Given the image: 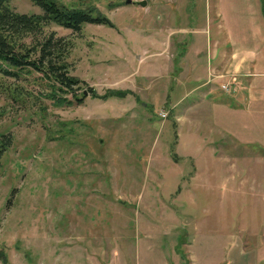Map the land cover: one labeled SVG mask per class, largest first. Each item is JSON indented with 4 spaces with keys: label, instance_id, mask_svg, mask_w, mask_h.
Here are the masks:
<instances>
[{
    "label": "rangeland",
    "instance_id": "374dc122",
    "mask_svg": "<svg viewBox=\"0 0 264 264\" xmlns=\"http://www.w3.org/2000/svg\"><path fill=\"white\" fill-rule=\"evenodd\" d=\"M58 1L110 25L45 28L72 42L69 73L82 83L69 93L51 98L34 70L0 73V133L12 136L0 160L6 264H264V150L192 123L176 103L193 85L176 66L194 48L203 58L214 0Z\"/></svg>",
    "mask_w": 264,
    "mask_h": 264
},
{
    "label": "crops",
    "instance_id": "0c3cea01",
    "mask_svg": "<svg viewBox=\"0 0 264 264\" xmlns=\"http://www.w3.org/2000/svg\"><path fill=\"white\" fill-rule=\"evenodd\" d=\"M213 6L203 58L198 60L201 49L194 48L176 66L183 79L192 78L185 94L195 92L194 100L182 104L184 94L176 103L191 108L192 123L208 119L221 136L257 141L264 150V0H214ZM224 82L229 83L227 92L220 89Z\"/></svg>",
    "mask_w": 264,
    "mask_h": 264
},
{
    "label": "trees",
    "instance_id": "16d2710c",
    "mask_svg": "<svg viewBox=\"0 0 264 264\" xmlns=\"http://www.w3.org/2000/svg\"><path fill=\"white\" fill-rule=\"evenodd\" d=\"M7 1L0 0V73L16 76L19 70H34L47 80L51 98L55 91L69 93L77 89L82 81L69 73L67 61L71 40L56 35L53 30L45 31V28L52 23L76 33L84 24L110 25L108 19L93 7L64 5L58 0H30L41 9V14L18 13ZM88 91L99 99L121 96L118 90L107 89L102 95L91 89ZM72 97L80 101L74 92ZM62 103L69 104L70 101L60 96L55 99V105ZM11 141V134L0 133V160ZM0 260L6 264L1 252Z\"/></svg>",
    "mask_w": 264,
    "mask_h": 264
},
{
    "label": "built area",
    "instance_id": "2783aa9c",
    "mask_svg": "<svg viewBox=\"0 0 264 264\" xmlns=\"http://www.w3.org/2000/svg\"><path fill=\"white\" fill-rule=\"evenodd\" d=\"M220 89L222 90V91H224V92H227L228 90H229V83L228 82H224V83H222V84H220ZM158 114H159V116L160 117H165V115H166V113H164V112H158Z\"/></svg>",
    "mask_w": 264,
    "mask_h": 264
},
{
    "label": "water",
    "instance_id": "95a60500",
    "mask_svg": "<svg viewBox=\"0 0 264 264\" xmlns=\"http://www.w3.org/2000/svg\"><path fill=\"white\" fill-rule=\"evenodd\" d=\"M130 0H125V3H128ZM138 5L143 6L145 4L144 0L138 1ZM83 94H85V91H83Z\"/></svg>",
    "mask_w": 264,
    "mask_h": 264
}]
</instances>
